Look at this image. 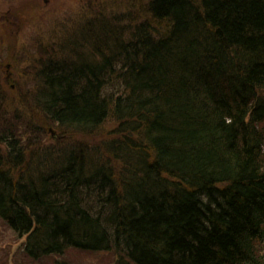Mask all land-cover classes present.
Segmentation results:
<instances>
[{
    "label": "trees",
    "instance_id": "16d2710c",
    "mask_svg": "<svg viewBox=\"0 0 264 264\" xmlns=\"http://www.w3.org/2000/svg\"><path fill=\"white\" fill-rule=\"evenodd\" d=\"M140 1L130 23L73 32L36 73L35 105L65 138L114 137L63 158L13 146L0 219L39 263L75 249L264 264V0Z\"/></svg>",
    "mask_w": 264,
    "mask_h": 264
},
{
    "label": "rangeland",
    "instance_id": "374dc122",
    "mask_svg": "<svg viewBox=\"0 0 264 264\" xmlns=\"http://www.w3.org/2000/svg\"><path fill=\"white\" fill-rule=\"evenodd\" d=\"M141 4L140 0H0L1 158H16L14 151L10 155L14 147L15 151L18 147L23 156L30 158H37L32 154L41 150L48 152L49 158H53L54 151L61 153L58 157L63 158L79 144L99 146L114 137L113 126L106 125L92 135L65 138L68 136L62 135L55 123L46 120L35 105L39 84L36 73L43 69V63L54 52L60 54L61 43L69 38L72 41L71 34L82 26L85 28L104 16L112 20L118 16L120 22H128L121 18L134 14L135 10L141 12ZM66 52L71 56L72 52ZM23 242L0 219V264H120L113 253L75 249L64 257L34 262L22 252Z\"/></svg>",
    "mask_w": 264,
    "mask_h": 264
},
{
    "label": "bare ground",
    "instance_id": "6f19581e",
    "mask_svg": "<svg viewBox=\"0 0 264 264\" xmlns=\"http://www.w3.org/2000/svg\"><path fill=\"white\" fill-rule=\"evenodd\" d=\"M30 172H31L32 174H35L32 170H30Z\"/></svg>",
    "mask_w": 264,
    "mask_h": 264
},
{
    "label": "flooded vegetation",
    "instance_id": "af4514ba",
    "mask_svg": "<svg viewBox=\"0 0 264 264\" xmlns=\"http://www.w3.org/2000/svg\"><path fill=\"white\" fill-rule=\"evenodd\" d=\"M10 66V65H9ZM9 76H11V74L9 73Z\"/></svg>",
    "mask_w": 264,
    "mask_h": 264
}]
</instances>
